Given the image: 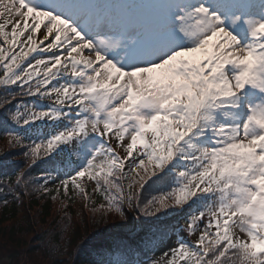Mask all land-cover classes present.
Segmentation results:
<instances>
[{"label":"snow or ice","instance_id":"6c2138e0","mask_svg":"<svg viewBox=\"0 0 264 264\" xmlns=\"http://www.w3.org/2000/svg\"><path fill=\"white\" fill-rule=\"evenodd\" d=\"M0 16V126L40 170L15 187L87 201L94 182L111 239L90 264H264V0H0ZM127 210L150 226L138 243Z\"/></svg>","mask_w":264,"mask_h":264},{"label":"trees","instance_id":"16d2710c","mask_svg":"<svg viewBox=\"0 0 264 264\" xmlns=\"http://www.w3.org/2000/svg\"><path fill=\"white\" fill-rule=\"evenodd\" d=\"M3 127L0 126V244L4 245L9 250L8 261L15 262V264H28L26 256H29V260L36 262L37 253L41 251L38 249V244L46 240L45 235L34 234V229L39 222L41 225H45L48 219H50L53 212V198L50 196L41 195H31L29 188H27L28 196L22 195V201L17 202L15 199L10 197L8 194H14L15 184L18 171L21 172L24 165V149L22 147H11L9 144V138H5L2 134ZM4 161L8 162V165H4ZM31 177L38 178L40 175V170L34 168L29 172ZM14 184V185H13ZM63 191V189H62ZM66 202V207L64 212H69L68 216L74 215V200L72 194H61ZM70 197V198H69ZM101 197L97 194L96 204L101 201ZM25 200L28 201L25 204ZM6 201V203H5ZM54 220L56 225L54 227V234L51 236L53 238V244L60 246L58 248L59 252L64 254L68 252V256L65 259H54L49 261L47 258H42L46 260L41 264H90L91 259V249L93 245L105 243L111 239V237L101 238L94 233L97 231V225L94 223V217L90 219L88 223H84L83 217L80 218L79 223L72 224L69 228L67 237L64 238L63 244H61V237L63 231L58 230L57 222L66 220V217L60 216L55 213ZM112 217V218H111ZM131 217V223L129 227L124 230L121 240L124 243H129L130 241L139 242L142 237L149 230V224L143 222L142 217H136L135 219ZM119 217H108V222L113 220H119ZM161 223H163L161 221ZM132 224H135V228H132ZM167 224V222H164ZM88 225V226H87ZM65 226V225H64ZM32 234L31 241L27 240L26 237ZM35 245L30 243L34 242ZM72 251V252H71ZM36 254V255H35ZM151 255V254H150ZM36 256L35 260L33 257ZM39 264V263H38Z\"/></svg>","mask_w":264,"mask_h":264},{"label":"rangeland","instance_id":"374dc122","mask_svg":"<svg viewBox=\"0 0 264 264\" xmlns=\"http://www.w3.org/2000/svg\"><path fill=\"white\" fill-rule=\"evenodd\" d=\"M4 17L0 16V23L3 22ZM10 31V29H8ZM0 45H3V40H0ZM31 57H29L30 59ZM51 102V101H49ZM44 104H48L44 103ZM25 163L29 164L30 161L28 158L25 157ZM54 185H56L54 187ZM48 188L54 187L55 189L58 188V182L56 184H48L47 185ZM82 187L84 189V192L88 193L89 196H91V199L89 200H85L83 198V193H77L75 191H73V194L76 195L75 197V203H74V215L73 216H68L70 213L69 212H64V209L66 207V202L64 200V198L62 197L61 194H64V191H62V189L58 192H55V198L53 200V212L51 214V218L47 220V222L45 223V225H41L39 222L37 223L35 229H34V234L37 235H45L46 240L44 242H41L38 244V249L41 251L40 253H37V261L35 260L36 256L33 257V259L36 261L33 264H41L42 262H45L46 260H42V258H47L50 262L53 261L54 259H65L68 256V252L67 251L65 254L63 252H59L58 248L60 246H56L55 244H53V238L51 237L54 234V224L56 225V221L54 220L55 213L57 212L58 215L66 217V220L64 221H59L57 222V228L58 230L60 229L61 231H63V235H62V239H61V244H63V240L65 237H67L68 235V231L69 228L72 227V224L75 223H79L80 222V218L83 217V221L84 223H88L90 221V219L92 217H94L93 215V208L94 207H99V204H96V202L94 201V188H95V184L94 182L88 181L87 177L83 178L82 181ZM27 188H29L31 195L35 194L37 195H42V197L44 196H48L49 193H45L44 190L40 187V185L38 183H29V185L27 187H25L24 185H22V191L24 196H28L27 194ZM51 190V189H49ZM93 193V194H92ZM29 197V196H28ZM28 201L25 200V204H27ZM128 211V215L132 216V218H136V216L133 213H129L130 210ZM112 218V217H111ZM65 225V226H64ZM88 226V225H87ZM236 234L238 236H240L241 239H247V236L245 233L240 232L238 229L235 230ZM186 235V234H185ZM31 236L32 234L28 235L26 237V239L29 241H31ZM191 239H195V237H192ZM36 239H34V242L30 243L32 246L35 245ZM164 251H167V249H164ZM72 252V251H71ZM36 255V254H35ZM67 255V256H66ZM8 256H9V250L7 249V247H5L4 245L2 246V244H0V264H15V262H9L8 260ZM159 257V256H157ZM29 256H26V258L28 261V264H32V262L28 259ZM18 263V262H17ZM16 263V264H17ZM19 264H22L21 262Z\"/></svg>","mask_w":264,"mask_h":264}]
</instances>
